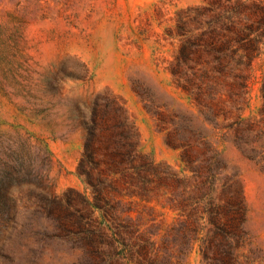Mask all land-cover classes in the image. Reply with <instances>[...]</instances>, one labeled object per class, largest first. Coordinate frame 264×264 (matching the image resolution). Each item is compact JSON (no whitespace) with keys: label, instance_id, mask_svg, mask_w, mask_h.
I'll return each instance as SVG.
<instances>
[{"label":"rangeland","instance_id":"rangeland-1","mask_svg":"<svg viewBox=\"0 0 264 264\" xmlns=\"http://www.w3.org/2000/svg\"><path fill=\"white\" fill-rule=\"evenodd\" d=\"M211 32L228 38L221 63ZM111 98L151 171L145 191L104 176L119 244L93 263L57 238L47 205L92 199L75 174L83 121ZM207 164L212 205L229 185L243 198L224 240L199 198ZM127 216L132 230L111 227ZM219 245L264 264V0H0V264H222Z\"/></svg>","mask_w":264,"mask_h":264},{"label":"trees","instance_id":"trees-1","mask_svg":"<svg viewBox=\"0 0 264 264\" xmlns=\"http://www.w3.org/2000/svg\"><path fill=\"white\" fill-rule=\"evenodd\" d=\"M216 19L220 20L218 17ZM226 27L229 31L238 34L231 22ZM216 37L217 33L211 32L210 40H203V48L205 51H210L221 63L222 59L216 56L224 53L229 42L227 38L224 42L211 44L210 41ZM83 126V145L75 174L90 188L92 199L78 195V202H80L78 205L71 199L63 202L60 198L53 197L48 202L47 211L52 221V228L58 232L57 238L66 242L70 241L73 248L88 254L94 263L107 257L101 249L103 244L107 245L112 252L119 244L118 239L114 236L109 237L107 233L110 227L106 223V215L114 211L116 206L110 205L104 197L106 191L104 176L107 173L118 174L121 181H129L136 184L139 190L145 191L149 182L147 174L151 171V162L145 160V156L138 150L135 130L125 114L124 107L114 98L107 99L102 104L93 102L91 113L83 121ZM128 168H131L132 172H129ZM203 168L206 172L205 178L203 181L200 180L197 189L200 194L206 193L199 198L200 201H206L204 212L208 216L209 223L214 227V234L224 240L228 231L233 234L241 232L245 220L243 198L234 186L229 185L224 188L223 203L212 205L209 193L213 190V176L211 175L213 169L210 164ZM162 180L164 181L165 178ZM173 181L176 184L179 183L176 178ZM96 212H100L101 223H98V218L94 216ZM218 215H223L225 218L223 226ZM112 220L110 221L111 227L117 226L114 230H132L131 217L127 216L122 222L117 217ZM210 243L211 246L214 245ZM223 247L219 245L216 248L220 262L232 264V255L228 248L223 250ZM107 258L110 262V258Z\"/></svg>","mask_w":264,"mask_h":264}]
</instances>
